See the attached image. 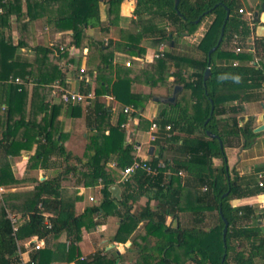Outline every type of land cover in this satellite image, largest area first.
<instances>
[{
  "label": "trees",
  "instance_id": "obj_1",
  "mask_svg": "<svg viewBox=\"0 0 264 264\" xmlns=\"http://www.w3.org/2000/svg\"><path fill=\"white\" fill-rule=\"evenodd\" d=\"M122 1L0 0V28L14 15L17 29L15 43L10 35L0 31V187L32 182L31 187L5 189L0 193V264L71 262L81 254L77 243L83 232L108 215L119 219L113 241L125 244L130 240L131 248L137 245V253L151 255L148 262L139 259L135 264H264V209L249 223L253 209L248 205H232L234 198L264 192V181L260 180L262 185L257 182L255 187L248 188L238 184L235 178L230 179L224 146L226 137L234 135L235 131H221L219 125V116L238 112L246 93L262 87L264 38L254 36L249 50L238 53L232 50L234 34L240 36L241 45L245 46L246 38L253 33V25L239 15L237 0H178L176 8L174 0H134L135 18L131 20V28L126 29L118 28ZM101 4L106 11L105 23L101 20ZM227 8L229 14L224 21ZM144 17L166 21V27H155L150 32L159 40H168L183 32L190 34L202 19L210 18L197 43L202 58L188 59L193 71L169 72L172 63L178 66V62L184 60L171 51L151 59L144 67L113 66L111 60L116 50L138 57L145 52V47L140 45L141 35L145 33L139 28ZM36 20L48 26L51 32L70 31L69 43L82 51L83 74H95L91 103L72 105V116H82L87 131L81 155H73L65 149L64 130L57 126L60 105L49 107L46 101L49 84L64 79L57 67L63 54L34 43L32 25ZM112 26L120 34L117 41L107 39L105 43L87 33L88 28L108 33ZM215 45L208 55V50ZM23 47L33 51L32 60L17 54ZM218 58L237 61L223 63ZM254 58H257L256 63H244ZM207 66L210 74L204 78ZM17 76L24 81L15 82ZM29 77L39 84L34 121H29L28 116L26 79ZM134 82L149 87L167 86L169 96L176 85L181 89L175 92V101L168 102L167 108L161 109L154 118L158 133L151 143L158 151L147 161L138 157L140 162L151 166L162 161L164 167L156 174L138 168L120 181V170L133 161L135 141L124 140V129L119 124L125 120V115L122 113L123 117L114 122L113 104L112 101L107 103V97L140 110L145 101L155 95L134 92L131 89ZM80 87L82 92L90 88L83 79ZM166 125H170V129H165ZM238 130L244 139L243 146H249L255 136L251 121ZM208 132L221 139V145L218 138L210 137ZM179 140L181 151L183 149L188 156L184 159L166 157L164 150ZM34 144L27 168H48L57 159L63 163V168L41 180L15 177L9 156L27 151ZM215 157L220 159L219 165L213 164ZM111 160L113 165H110ZM178 171H183L184 175H179ZM68 172L76 175L77 181L85 187L100 184V200L77 212L75 204L82 195L77 194L74 186H62L60 182ZM113 183L122 188L121 200L110 196L108 186ZM204 185L206 189L202 190ZM141 197L144 198L142 204L138 202ZM188 208L197 221L183 225L178 219L179 211ZM205 209L217 214V224L209 228L201 224ZM8 213L16 218L15 222ZM175 218L176 228L172 226ZM223 218L227 221L224 237ZM244 220L246 222L242 223ZM62 234L66 239L58 241ZM32 236L42 239L43 246L35 249L30 242L28 259L23 261L21 242ZM101 251L103 249L96 250L88 260H96ZM104 264L125 263L121 255L114 253Z\"/></svg>",
  "mask_w": 264,
  "mask_h": 264
},
{
  "label": "crops",
  "instance_id": "obj_2",
  "mask_svg": "<svg viewBox=\"0 0 264 264\" xmlns=\"http://www.w3.org/2000/svg\"><path fill=\"white\" fill-rule=\"evenodd\" d=\"M237 3L241 8L244 9L243 12L239 15L250 25H253V33L246 38V42L243 46L245 50L248 47V43L252 41L255 35V26L264 24V0H237ZM134 0H123L119 6L118 12V28L126 29L124 23L130 22L135 18L133 14ZM249 9L250 12H247ZM101 20L105 23L106 20V11L104 5L101 4L100 9ZM253 18L256 19V22H253ZM131 19V20H130ZM162 19L157 18H146L142 22V28L144 35H141L140 45L145 47V52L141 54L142 56H150L153 51L156 50L158 44L163 41L165 44V51H171L173 54L184 57V60L178 62V66L175 63H172L170 66V71L173 72L178 69L181 70V73H190L193 71L194 67L189 64L188 59H201L203 53L199 48H197V43L199 39L203 36L205 29L210 23V18L205 17L201 20L196 30L192 33L183 32L181 35L175 34L171 39L159 40L150 34V32L155 27L161 28ZM166 27L167 23H163ZM98 28H88L87 33L93 34L94 30ZM0 31H3L5 35H10L13 42H16L17 39V29L14 21V15H11L8 22L1 26ZM32 34L35 44H41L52 49L56 54L60 52L63 54L62 57H59L60 61L57 64L58 69L64 74V79L60 82L67 89L80 91L81 80L83 79L86 85L90 86L89 91L94 89V73H80L79 68L84 67V59L82 57L81 49H77L75 46L70 44V31H61V32H51L48 26L43 25L39 20H36L32 25ZM105 37L107 39H112L117 41L119 39L118 31L112 26L108 31ZM257 37V36H256ZM151 39V40H150ZM50 43H54V46H50ZM152 43V45H151ZM64 45L63 51H59L55 46ZM171 45V46H169ZM151 46V47H150ZM231 49V48H230ZM242 50V51H243ZM241 51V52H242ZM19 56L24 59L32 60L33 51L28 47L20 48L17 52ZM138 57L137 55L129 56L123 51L116 50L112 57L113 66L123 65V60L126 58ZM219 62H236L237 60H220ZM255 62V59L245 60L244 63L250 65ZM257 62V61H256ZM255 62V63H256ZM149 63V61L144 62L140 67H144ZM134 65H137L134 62ZM172 67H174L172 69ZM18 77V76H17ZM24 81L22 78H20ZM58 80V79H57ZM56 81V80H55ZM60 81V80H59ZM27 104H28V116L29 121H34L36 116V105L39 93V84L32 82L31 78H27ZM54 81L49 84L50 93L46 96V101H48L49 107L53 105H60V113L58 114L57 126H60L64 131L63 143L66 150L70 151L73 155H81L85 137L87 131H85L83 118L82 116H72V105L65 104L59 101L58 97L54 94V88L52 84ZM84 86V85H83ZM131 89L134 92H142L143 94H153L155 95L152 99L145 101L144 107L140 108L139 112L133 115L131 123H128V126L131 128V131H124V140L125 141H135L134 155L138 156L141 159H149L151 155L148 154V148L150 145H153L149 140V125L151 120L155 118L159 111L163 108H167L166 105L168 102L162 101L169 97V89L167 86H155L149 87L145 84L134 82L131 86ZM181 89V88H180ZM171 96V95H170ZM188 98V97H187ZM246 99L241 102L239 105L240 110L236 113H228L219 116V125L221 131H235L234 135H229L226 137V144L224 146V153L226 158V166L228 170V175L230 179L235 178L236 182L242 186H247L252 188L256 186V183L259 180L264 181V129L255 132V136L252 139V142L249 146H243V136L238 130V127L244 123L251 121V126L254 129L256 126L264 123L262 116L264 115V91L262 87H257L249 90L246 93ZM111 99V100H110ZM112 101L113 104V121L116 122L122 116V107L123 105L116 101L114 98L107 97V103ZM183 103V102H182ZM235 103V101L233 102ZM84 104V103H81ZM75 105V104H73ZM85 105V104H84ZM126 118V116H125ZM235 122V123H234ZM210 137H215V134H210ZM214 135V136H213ZM217 137V136H216ZM218 138V137H217ZM219 144L221 145V139L218 138ZM180 140L177 143H174L171 147H168L164 150V155L172 159H184L188 155L182 149H180L179 144ZM152 154L158 151V148L153 145ZM35 144L27 151H22L20 154L15 156H9L10 165L15 177L18 178H33L41 180L45 176L50 174H56L63 168V163L60 162V159L55 160L52 163V166L46 168H27L28 157L32 155L34 151ZM214 165L220 164L219 158H212ZM113 160L110 161V165ZM58 165L60 167L58 168ZM262 177V178H260ZM62 186H74L77 190V194H81L82 198L78 200L75 204V209L77 212H80L86 205L97 203L101 197L100 184L93 187H85L79 181H77L76 175L72 172H68L61 178ZM29 186L31 187L32 182ZM34 183V182H33ZM121 187V186H120ZM203 187V186H202ZM201 187V188H202ZM1 192V190H0ZM122 194V188H121ZM89 197H93V200H90ZM91 202V203H89ZM138 202L142 204L144 198H139ZM193 201L190 200V204ZM233 206L248 205L252 210L250 215L249 223H252V219L258 214L262 209H264V192L258 194L242 196L234 198L232 200ZM119 208V207H118ZM122 210V208H121ZM191 209L179 211L180 223L187 225L190 223H195L197 221L196 217L191 214ZM205 218L202 220L201 224L204 225V228L212 227L217 224V214L216 211L205 209L204 210ZM264 220V218H262ZM167 221H170L168 217ZM244 220L242 223H245ZM119 224L118 217L114 215H108L104 220H102L95 227L90 228L88 231L83 232L81 240L77 243L78 250L80 251V256L71 262L64 261H54L56 264H104L113 257L114 253L121 255L122 261L125 264H135L140 259L144 262H148V259L151 255H143L136 252L137 245L131 248V241L129 240L125 244H121L113 241V235L116 232V229ZM135 233L132 234L133 237ZM65 235L62 234L59 236L58 241H64ZM41 247L43 246V240L41 239ZM112 243L115 245L114 249L107 248V245ZM29 244L27 241L21 242L20 255L23 261L28 259L29 253ZM103 249L99 253V257L96 260H88V257L93 255L96 250ZM154 252V251H153ZM84 258L86 261L81 262V259ZM119 262V259H117Z\"/></svg>",
  "mask_w": 264,
  "mask_h": 264
},
{
  "label": "built area",
  "instance_id": "obj_3",
  "mask_svg": "<svg viewBox=\"0 0 264 264\" xmlns=\"http://www.w3.org/2000/svg\"><path fill=\"white\" fill-rule=\"evenodd\" d=\"M244 9L243 8H238V12L241 13L243 12ZM104 42H107V38L104 39ZM232 50L235 53L241 52L243 49H245L242 45H241V41H240V36L238 34H234L232 41ZM251 45H252V41H250L248 43V47L246 49H251ZM50 46H54V43H50ZM56 48L59 51H63L64 49V45H56ZM165 43L163 41H161L156 50L153 51L151 53L150 56L144 55V56H139V57H132V58H126L123 60V64L125 66H131L134 65V62L137 63V65L142 66L144 64V62L146 61H150L153 58H158V57H162L164 55L165 52ZM255 62L257 61V58H254ZM254 62V63H255ZM236 63V62H233ZM79 72L83 73L84 72V67H80L79 68ZM15 82H21L22 80L20 79V77H15L14 78ZM53 88H54V94L58 97L59 101L65 104H79V103H84V104H89L91 103V101L94 98V93L93 91H86V92H82V91H77V90H72V89H67L65 88L63 85L60 84L59 80L54 81V83L52 84ZM262 90L264 91V83L262 84ZM122 113L126 116V122L123 121L121 122L120 126L123 129H127L128 127V123L132 120L133 115L137 113V109H135L133 106L131 105H124L122 107ZM165 129H170V125H166ZM149 140H153L156 138L157 133H158V124L157 122L154 120V118L151 120V123L149 125ZM166 136L169 137L170 133H166ZM144 161H147L148 159L144 158ZM114 162L111 163V165H113ZM164 167V163L162 161H159L156 166H151L149 164H146V162H140V160L138 159V156L134 155L133 161L131 164L125 166L123 169L120 170V181H124L126 180L136 169L138 168H143L148 174H156L158 172V169ZM179 175H184L183 171H178ZM259 185H262V182L259 180L258 181ZM99 186V185H98ZM101 188V185H100ZM206 186L204 185L202 187V190H205ZM0 190L3 191L4 189L2 187H0ZM90 200H93V197H89ZM8 216L11 218L12 222L16 221V218L8 213ZM30 242H33V248L38 249L41 247V239L38 238L37 236H32L31 238L27 239V243L30 244Z\"/></svg>",
  "mask_w": 264,
  "mask_h": 264
},
{
  "label": "water",
  "instance_id": "obj_4",
  "mask_svg": "<svg viewBox=\"0 0 264 264\" xmlns=\"http://www.w3.org/2000/svg\"><path fill=\"white\" fill-rule=\"evenodd\" d=\"M177 3H178V0H174V7L176 8L177 6ZM229 14V10L228 8L226 9V16H225V19L224 21L226 20L227 16ZM223 27H224V23L221 27V36H222V33H223ZM255 35L257 37H260V38H264V24L262 25H256L255 26ZM221 36L219 37L218 39V42L221 38ZM216 45L211 47L209 50H208V55L215 49ZM210 74V70H209V67L207 66L205 71H204V78H206L208 75ZM180 89V86L176 85L174 88H173V93L171 96L165 98V99H162V101L164 102H174L175 101V92L178 91ZM262 119H264V115L262 116ZM264 129V123L256 126L253 130L255 132L257 131H260ZM214 136V135H213ZM153 148L154 146L153 145H150L149 148H148V154L149 155H152V151H153ZM108 191L110 193V196L113 198V199H116V200H121L122 198V195H121V187L118 183H113V184H110L108 186ZM223 221H224V225H223V230H222V235L224 237L225 233H226V229H227V221L225 220V218H223ZM172 226L174 228L177 227V219L175 218L173 220V223H172ZM115 245H113L112 243H110L109 245H107V248H110V249H114Z\"/></svg>",
  "mask_w": 264,
  "mask_h": 264
},
{
  "label": "rangeland",
  "instance_id": "obj_5",
  "mask_svg": "<svg viewBox=\"0 0 264 264\" xmlns=\"http://www.w3.org/2000/svg\"><path fill=\"white\" fill-rule=\"evenodd\" d=\"M247 12H250L249 11V9L247 10ZM131 20V19H130ZM163 22H162V24H160V25H163L162 27H164V22L166 23V21H164V20H162ZM124 25L126 26L125 28H131V26H132V23H131V21L128 23V22H125L124 23ZM131 30V29H130ZM94 32L95 33H93L92 35L95 37V38H97V39H100V40H102V41H104V39H105V37H109V35H107V33H105V32H103V31H101L100 29H95L94 30ZM158 39V38H157ZM151 40V39H150ZM167 41V40H166ZM165 44H166V42H165ZM151 45H152V43H151ZM167 45V44H166ZM169 46H171V45H169ZM151 47V46H150ZM174 67H172V69H173ZM139 112V110H137V113ZM125 120H126V118H125ZM124 120V121H125ZM123 122V121H122ZM126 122V121H125ZM129 123H131V122H129ZM121 124V123H120ZM120 124H119V127H121L120 126ZM122 128V127H121ZM131 128L128 126L127 127V129H124V131H131L130 130ZM60 167V165H58V168ZM18 178V177H17ZM30 185V183H28V181H25V182H21V183H16L15 185H13V186H9V188H5L6 190L8 189H11V190H16V189H24V188H28L27 186H29ZM4 189V190H5ZM1 193V192H0ZM89 203H91V202H89ZM262 222L264 223V220H262Z\"/></svg>",
  "mask_w": 264,
  "mask_h": 264
}]
</instances>
